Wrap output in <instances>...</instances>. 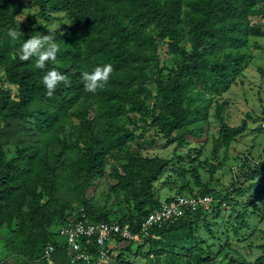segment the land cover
Instances as JSON below:
<instances>
[{
	"label": "trees",
	"instance_id": "16d2710c",
	"mask_svg": "<svg viewBox=\"0 0 264 264\" xmlns=\"http://www.w3.org/2000/svg\"><path fill=\"white\" fill-rule=\"evenodd\" d=\"M26 6L37 11L22 22ZM57 15L67 24L58 29L41 25L42 19ZM17 26L22 37L17 33L13 40L8 29ZM37 32L53 34L59 44L57 59L46 61L43 69L34 67V58L21 61L16 54L22 39ZM250 38L264 39V0H0V241L16 264H48V244L54 247L53 264H71L67 246L50 231L63 223H128L131 233H139L148 214L163 204L154 184L174 161L131 148L148 129L174 150L189 140L210 142V155L218 160L219 152L248 128L246 120L227 125L225 102L218 98L242 72ZM158 42L172 55V66L160 62ZM104 63L113 66L108 81L87 91L82 72ZM52 68L67 80L49 96L42 77ZM259 74L264 79L262 69ZM209 110L217 124L210 136ZM205 145L189 149L195 160H201ZM188 156L174 159L182 162ZM252 160L246 153L235 167V178L243 174L246 186L233 183L224 195L209 190L221 164L206 159L200 163L207 168V183L199 169L189 171L201 191L193 193L187 183L182 187L193 197H209L211 205L217 202L214 214L234 195V235L252 229L253 219L264 218V153ZM186 173L177 170L180 178ZM100 179L107 181V196H121L127 213L114 219L97 214L87 191ZM203 210H185L146 236L140 234L144 240L136 253L147 243L156 264H213L214 252L205 239L195 237L200 225L211 226ZM116 242L126 246L112 257L113 264H131L120 254H129L135 241ZM258 249L264 252V243ZM97 250L88 245L90 253ZM221 250L231 253L222 264H264V255L253 263L234 257L228 243Z\"/></svg>",
	"mask_w": 264,
	"mask_h": 264
},
{
	"label": "rangeland",
	"instance_id": "374dc122",
	"mask_svg": "<svg viewBox=\"0 0 264 264\" xmlns=\"http://www.w3.org/2000/svg\"><path fill=\"white\" fill-rule=\"evenodd\" d=\"M25 3L30 5L29 1H25ZM27 6L24 8L23 15L21 16L22 22L31 19L37 11L34 8H27ZM257 20L258 18L251 19L252 22H256ZM65 24H67V21L63 15L49 16L41 20V25L49 29H58ZM244 52L248 55V58L242 66V72L235 80V84L229 88L226 94L219 97L218 100L225 102L223 117L227 125L232 127L238 126L241 121L246 120L248 128L242 136L231 143L229 148L219 152L218 160H214L210 155V142L205 145L202 142L189 140L186 146L174 150V145L166 146L165 141L154 134L152 129H148L142 135V140L152 142L150 146L144 145L140 147L138 143H142V140H136L131 143V148L134 151H138L142 156L174 160L154 184L159 193L157 198L160 196L161 203L176 195H182L185 198L191 196L187 190L182 188L186 183L189 184L193 193L201 191V189L194 186L189 171L193 168L199 169L202 183H207V168L200 163L204 159L208 160L212 165L221 164L220 168L215 171L214 180L208 183L209 190H214L224 195L230 192L233 183L236 186H239V183H243L241 184L243 187L246 186L243 174L239 180L235 178L239 174H237V169L235 168L237 163L246 153L251 155L252 161H259L264 153V79L259 74V69L264 71V39L250 38L246 48H244ZM158 55L162 64H166L168 67L172 66V55L166 51L164 42H158ZM209 113L208 136L213 135L217 128L210 110ZM139 132L141 130H137L136 134H139ZM204 145L205 149L201 155V160H195V154L190 153L189 149L204 147ZM175 155H179L180 157L183 155L189 156L184 161L179 162L174 159ZM179 167L187 171L184 178H180L177 174ZM107 189V181L100 179L87 191V197L97 203V214L104 213L111 219H114L127 213L128 208L122 202L121 196L117 200H113L114 197L107 196ZM237 200L232 195L230 202L223 204L218 214H214L212 211L217 202L212 203V205L210 204V206L203 210L207 216L206 222L211 226L209 229H206L203 226L204 223L200 225L195 233V237L205 239V246H208L214 252L213 264H222L231 255L226 250L218 251V248L222 247L224 243H228L234 252V257L238 256L249 263H253L260 255H264V252L258 249L259 245L264 243V218H252L251 227L253 230H245L239 233V235H234L231 231L230 225L234 224V220H232L234 216L233 209H236L235 202ZM54 230L58 232V228ZM250 233L251 235L249 236ZM0 238L2 237L0 236ZM143 240H135L134 244L130 247L131 252L129 254L121 252L120 260L123 258L125 262L131 264H156L155 258L157 255L150 252L151 246L149 244L146 243L142 251L136 253V248L143 244ZM64 241V237L57 236V242L63 244ZM125 246L126 244L123 243H113L111 247H107V250L112 254L111 258L107 257L103 262L101 261L98 264H113L112 257L117 256L119 251H121L120 249H123ZM0 264H16V261L6 252L2 240L0 241Z\"/></svg>",
	"mask_w": 264,
	"mask_h": 264
},
{
	"label": "built area",
	"instance_id": "2783aa9c",
	"mask_svg": "<svg viewBox=\"0 0 264 264\" xmlns=\"http://www.w3.org/2000/svg\"><path fill=\"white\" fill-rule=\"evenodd\" d=\"M209 205L210 199L207 196L185 198L182 195H177L170 203H163L159 208L153 209L140 224L138 234L131 233L128 223H94L86 219L54 226L50 231L65 238L64 244L72 254L71 264H98L107 258L109 252L107 247L116 243V239L138 240L140 234L146 236L152 227L160 226L171 218L180 217L185 210L195 211L199 207L207 208ZM56 228H58V232H55ZM90 244L98 248L96 254L88 251ZM53 252L54 247L48 244L44 250V258L48 264H53L51 260Z\"/></svg>",
	"mask_w": 264,
	"mask_h": 264
},
{
	"label": "clouds",
	"instance_id": "9594fccd",
	"mask_svg": "<svg viewBox=\"0 0 264 264\" xmlns=\"http://www.w3.org/2000/svg\"><path fill=\"white\" fill-rule=\"evenodd\" d=\"M17 33L22 37V34L16 28H9L8 35L13 39H17ZM53 34L47 33L41 35L34 33L27 40L22 39L17 49V56L21 61H28L34 58V67L37 69L45 68L46 61H54L57 59L59 44L54 39ZM113 71V66L110 63L97 65L92 71L82 72V82L84 88L89 92H95L97 88H101L108 81L110 74ZM67 77L65 73L52 68L43 75L42 83L47 91V94L52 95L57 85L65 81Z\"/></svg>",
	"mask_w": 264,
	"mask_h": 264
}]
</instances>
